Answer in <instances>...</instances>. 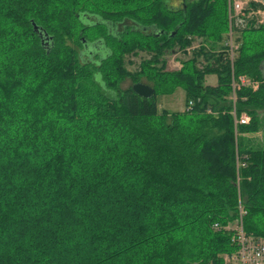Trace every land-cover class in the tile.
I'll use <instances>...</instances> for the list:
<instances>
[{
    "label": "trees",
    "instance_id": "trees-1",
    "mask_svg": "<svg viewBox=\"0 0 264 264\" xmlns=\"http://www.w3.org/2000/svg\"><path fill=\"white\" fill-rule=\"evenodd\" d=\"M227 11V0H0V264H208L230 251L212 226L239 203L245 232L264 235V147L240 137L264 111V22L235 25ZM229 30L232 66L226 46L202 45L163 72L166 51L196 38L212 49ZM140 51L149 58L127 71ZM231 67L258 84L235 94L245 126ZM177 87L191 109L158 110L156 94Z\"/></svg>",
    "mask_w": 264,
    "mask_h": 264
},
{
    "label": "built area",
    "instance_id": "built-area-1",
    "mask_svg": "<svg viewBox=\"0 0 264 264\" xmlns=\"http://www.w3.org/2000/svg\"><path fill=\"white\" fill-rule=\"evenodd\" d=\"M245 0H229L228 1V8H229V14L228 19L230 22L235 21V25H241L243 24L241 22L240 13H244V10L246 9L244 7ZM260 12L257 11L256 15H259ZM262 14V13H261ZM237 15V16H233ZM244 21V19H242ZM259 23L263 22L261 19L258 20ZM226 46V56L227 59L230 60L231 66L232 63L235 60L236 52L238 50V45L233 40V32L229 30V34L226 38V43L224 44ZM230 93H229V100L232 102V114L234 116V124L237 125H243L249 124L250 116L248 113L241 112L237 117L234 111V105H235V94L238 90L249 88L253 91L257 89L258 84L254 81H252L249 77L246 75H239L236 76L234 72L232 71L231 67V78H230ZM193 105V101H189L185 107L186 110H190ZM243 208L241 206V203L238 205V217L233 221L229 222L226 225H223V227H219L217 224H213L212 229L219 231L224 230L229 234V243L231 245L230 251H225L224 253H221L217 255L216 261H211L208 264H264V235L263 236H256L252 233L247 234L245 230L243 229V223L242 218L244 215Z\"/></svg>",
    "mask_w": 264,
    "mask_h": 264
},
{
    "label": "rangeland",
    "instance_id": "rangeland-1",
    "mask_svg": "<svg viewBox=\"0 0 264 264\" xmlns=\"http://www.w3.org/2000/svg\"><path fill=\"white\" fill-rule=\"evenodd\" d=\"M228 1L229 0H227V5H228ZM245 1L246 2L244 4V7L246 9H249V11H246L245 13L242 12V14L240 13V15L238 16L244 19V21L251 19V17H255L257 19V22L258 20L260 21L261 19L264 22V11L262 9L250 10L248 3L252 2L253 0H245ZM180 3L181 2L179 1L172 2V4L176 6H180L181 5ZM257 11L260 12L259 15H256ZM228 14H229V8L227 11V18H228ZM233 16H237V15H233ZM242 19H241V22L244 23ZM234 36L235 34L233 35V40L235 38ZM225 43H226V37L223 39L221 43L215 44L214 48L210 49L212 46L209 43H206L205 41L199 38H196V39H193L192 43L185 50H180L178 46L176 45L173 47V49L166 51L163 56V61H165V68L163 72L164 71L174 72V71L179 70L182 67V65L191 58L192 53L198 50L200 46L202 45L206 46L207 50H211V52L214 55H216L222 50L221 45H224ZM98 50H100V48H97L96 51ZM97 53H101V51H98ZM97 53H93L92 55L86 57L87 60H90L91 62H95L94 61L95 57H93V55H96ZM148 58H149V55L143 51L138 52L137 55H127L124 57V63H125L124 66L127 71L134 73L138 71V66H139L140 61L144 59H148ZM196 60H197L198 68H201L203 67V65H206L208 63V61L204 60V58L202 57H198ZM204 84L215 86L216 76L215 75L205 76ZM128 85H129V81L126 80L121 85V88L124 89ZM164 90L165 92L163 91L158 92L155 96V101L157 102L158 110H165V111L167 110L169 112H176V113H179L180 111H182L186 105L184 89L182 87H177V88H174L172 91L171 89L167 90L166 88ZM108 95L112 97L114 93L113 92L108 93ZM258 118H259V123H260L258 132L245 133L243 135H240L244 143L247 142L249 145L255 148L264 147V111H259Z\"/></svg>",
    "mask_w": 264,
    "mask_h": 264
},
{
    "label": "water",
    "instance_id": "water-1",
    "mask_svg": "<svg viewBox=\"0 0 264 264\" xmlns=\"http://www.w3.org/2000/svg\"><path fill=\"white\" fill-rule=\"evenodd\" d=\"M35 31H38V28L34 26ZM131 89H133L134 93L139 97H142L144 99H149L152 97L154 93V89L150 88L142 83L134 84L132 85Z\"/></svg>",
    "mask_w": 264,
    "mask_h": 264
},
{
    "label": "flooded vegetation",
    "instance_id": "flooded-vegetation-1",
    "mask_svg": "<svg viewBox=\"0 0 264 264\" xmlns=\"http://www.w3.org/2000/svg\"><path fill=\"white\" fill-rule=\"evenodd\" d=\"M105 24H106V27H107V30H108L109 34H110V33H112V34H116V33H118V32L120 31V25L122 26V24H120V23H116V25H113V24H111L110 22H109V23L105 22ZM131 26L135 27V29H136V28L141 29V31L144 32V34H149L150 32H152L151 30L153 29V28H151V27H149V28H144V27H140V26H138V25L134 26V25H132V24H131ZM122 28H123V27H121V29H122Z\"/></svg>",
    "mask_w": 264,
    "mask_h": 264
}]
</instances>
